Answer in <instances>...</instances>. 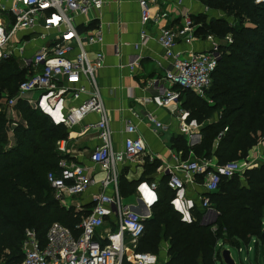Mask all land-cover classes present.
I'll return each instance as SVG.
<instances>
[{
  "label": "trees",
  "instance_id": "obj_1",
  "mask_svg": "<svg viewBox=\"0 0 264 264\" xmlns=\"http://www.w3.org/2000/svg\"><path fill=\"white\" fill-rule=\"evenodd\" d=\"M202 2L213 10L220 9L224 17L211 18L208 23L202 20L197 32L212 33L216 41L229 34L231 43L218 46L219 57L206 90L212 105L188 90L180 91L179 99L184 95L190 100L187 120L202 124L216 112L218 119L201 127L196 145L186 146L181 136L170 142L181 160L191 152L199 159L214 157L221 166L245 160L248 150L264 139V3ZM28 72L14 58L0 61V264L21 261L25 231H32L40 244L53 223L77 236L79 230L74 227L88 214L62 207L46 182L48 172L57 174L58 160L66 159L55 148L58 140L66 139V129L52 125L20 100L13 109L21 122L14 128L8 123L6 100ZM145 167L144 175L153 172L152 167ZM165 181L160 182L161 192L150 206V217L142 222L144 230L136 241V253L153 255L159 261V244L166 242L163 264H216L221 253L216 244L238 248L247 246L252 237L259 240L264 217V162L229 179L221 178L216 191L206 194L217 215L210 225L200 224L202 210L196 205L189 210L190 221H183L169 204L173 192ZM136 183L118 178L120 196L130 195Z\"/></svg>",
  "mask_w": 264,
  "mask_h": 264
},
{
  "label": "built area",
  "instance_id": "obj_2",
  "mask_svg": "<svg viewBox=\"0 0 264 264\" xmlns=\"http://www.w3.org/2000/svg\"><path fill=\"white\" fill-rule=\"evenodd\" d=\"M153 1L137 0L141 25L148 21L156 23L164 18V14L151 15L149 4ZM103 2L104 0H6L7 5L0 6V61L14 58L29 70L17 85L14 95L6 100L10 127L18 125L19 121L13 116V107L19 100L39 112L54 126L70 128L79 124L88 114H94L96 121L87 128L97 132L98 144L89 153L88 160L108 174L102 181L96 182L82 166L66 159L58 160L57 174L50 171L45 178L59 204L65 195L81 194L97 184L100 192L91 196L90 211L74 227L79 230L77 236L62 225L53 223L45 232L43 244H40L32 231H25L21 246L22 259L17 264H119L124 256L125 242L131 243L133 247L144 230L143 218L119 205L114 168L144 154L145 147L139 137H131L135 130L132 125L127 124L125 132L129 137L123 140L121 149H113L107 116L96 83V73L102 68L103 55L100 51H90L92 46L102 43V33L100 26H90L86 17L92 12H99ZM259 3H264V0H254V4ZM77 18H84V21L77 23ZM194 30L195 26L188 17L174 31L165 27L159 30L156 42L162 48L163 58L169 62V68L150 81L156 95L148 101L156 107L175 105L182 90L203 98L210 86L211 74L219 57L220 41L208 36L210 49L204 53L182 56L174 51L178 41L186 45L194 41ZM22 32H26L30 40H42L39 48L27 58L22 55L23 46H13L11 43L12 38ZM141 38H144L143 34ZM222 40L224 45L231 43L228 35ZM149 118L155 127L160 126ZM188 125L195 126V122L192 120ZM56 151L64 154L62 142L57 145ZM242 167L244 164L241 161L217 166L203 180L204 192L214 193L221 178H231ZM207 168L205 161H176L166 186L173 192L169 204L179 214H186L194 205L191 200L184 198L181 176L203 174ZM107 187L111 188V195L103 193ZM137 189L152 196L149 204L145 205L150 207L156 200L154 186L141 183ZM198 200V208L202 211L211 208L206 196ZM112 206L116 209L118 228L103 237L105 243H101L102 237L96 236V231L110 216ZM181 219L184 221L182 216ZM189 221L190 218L185 222ZM250 240L260 242L255 237ZM126 260L132 264H156L155 256L150 254H131Z\"/></svg>",
  "mask_w": 264,
  "mask_h": 264
},
{
  "label": "crops",
  "instance_id": "obj_3",
  "mask_svg": "<svg viewBox=\"0 0 264 264\" xmlns=\"http://www.w3.org/2000/svg\"><path fill=\"white\" fill-rule=\"evenodd\" d=\"M1 5H7L6 0H0ZM149 10L152 16L155 14H164L165 16L157 20L156 23L148 21L141 25L137 0H104L99 12H92L86 17L89 25L92 27L99 25L102 33V43L99 46H92L90 51H100L103 55L102 68L96 73V83L107 116L112 147L114 150L121 149L123 140L129 137L125 132L127 124L132 125L135 130L131 137H139L145 147L144 154L114 168V175L117 180L123 178L127 182H137L130 195L122 197L118 193L119 205L121 208L134 212L132 207H138L139 201L143 205L149 204L152 196L145 195L139 190L140 188L137 189L138 184L141 183L154 186L153 193L156 198L155 201H157L161 192L160 182L163 178L167 181L176 161H205L208 168L203 174L188 177L181 176L184 186V198L191 200L198 207V199L206 196L202 188L203 180L207 179L209 172L218 166L216 160L214 157L200 160L195 158L191 152H189L187 159L181 160L180 154L172 148L170 141L172 138L181 136L188 147L198 144L201 127L217 120L218 113H214L212 118L202 124H197L193 119L187 120V106L190 100L184 95L175 105L156 107L148 101L156 95L155 89L150 86V81L158 78L163 71L169 68V62L163 58V50L156 42V37L161 28L165 27L174 31L181 26L183 19L188 17L195 26V34L200 29L202 20L203 23H208L211 18H223L224 16L220 11L207 7L202 0H154L149 4ZM82 21H84V18H77L76 20L77 23ZM21 34L23 37L18 44L23 46L24 52L22 55L27 58L39 48L42 40H30L26 32ZM142 34L144 38H141ZM227 35L230 36L229 34L225 36ZM207 37L205 35L202 39L201 34L197 32L194 41L190 45L178 41L174 51L182 56L204 53L210 49V42ZM211 37L213 38V36ZM25 50L26 52L29 51L27 55H25ZM199 99L204 100L209 106L212 105L209 98ZM149 117L160 126L155 127ZM192 120L195 122V126L188 125ZM95 121L96 116L88 114L77 125L70 128L61 126L66 129L67 137L58 140L55 143V148L62 142L64 154H59L62 157L66 156L68 162L82 166L89 176L96 182H100L108 174L92 165L88 160L89 153L98 144L97 132L92 128H87V126L93 125ZM146 165L153 168V172L148 175H144ZM145 173L147 172L145 171ZM143 176L145 179L140 180ZM98 192H100V188L97 184L81 194L75 196L65 195L60 205L65 209L73 208L75 211H86L88 213L92 206L90 198ZM103 193L111 195V188H105ZM66 198L69 199L67 202ZM110 209V216L104 220V224L96 231V236L102 237L101 243H105L103 237L115 232L118 228L116 209L114 206ZM180 215L184 221L190 218L189 210L186 214ZM147 216L150 217V207H148ZM216 217V213L211 208L205 209L202 211L200 224H213ZM260 227L261 232H264V217ZM250 243L258 244L254 240H250L245 247L246 252L250 250ZM167 249L166 242L159 244L160 260L157 261L156 259V264L165 262ZM228 249L229 247L216 244V250L220 252L223 250L228 251ZM123 252L124 256L121 262L125 261L129 264L132 263L126 259L130 258L131 254H139L135 252L132 244L127 241ZM228 255L230 258L229 251ZM216 264H223L221 257Z\"/></svg>",
  "mask_w": 264,
  "mask_h": 264
},
{
  "label": "rangeland",
  "instance_id": "obj_4",
  "mask_svg": "<svg viewBox=\"0 0 264 264\" xmlns=\"http://www.w3.org/2000/svg\"><path fill=\"white\" fill-rule=\"evenodd\" d=\"M218 10L220 11V9H218ZM193 35H194V39H195V34H193ZM204 35L212 36L213 34L206 32ZM204 35H201L202 39H203ZM22 37H23L22 34L14 36V38H12V40H11L12 45L13 46H20V44H18V43L22 39ZM223 38H224V36L220 39L221 44H223V40H222ZM23 52H24V50H23ZM25 52H26V50H25ZM28 53H29V51L26 52L25 55H27ZM17 63L19 64L20 68H24L23 65L21 64V61H17ZM27 74L28 73H26L24 75V77ZM213 80H214V78H213ZM207 96H208V94L206 92L204 95V98L207 99L208 98ZM32 97L34 98L35 95ZM13 114H14L13 116H16L17 120L19 122H21L22 119H21V117L19 118V116L17 115V112L14 111ZM262 149H264V139H259L257 142V145L248 150L246 159L240 160L244 164V167H242V169L240 170V172L238 174H240L244 168L255 166V165H260L261 163L264 162V153H263ZM200 160H202V159H200ZM68 200L69 199L66 198V202ZM245 247L246 246L239 245L238 248H229L228 249L229 254H230V258L233 261V264H264V247L262 246V244L260 242H258V244H256V245L250 243L249 244L250 250L248 252L245 251ZM133 248H134V250L136 249V242L133 243Z\"/></svg>",
  "mask_w": 264,
  "mask_h": 264
},
{
  "label": "water",
  "instance_id": "obj_5",
  "mask_svg": "<svg viewBox=\"0 0 264 264\" xmlns=\"http://www.w3.org/2000/svg\"><path fill=\"white\" fill-rule=\"evenodd\" d=\"M132 210L143 218L142 222L148 219V216H147L148 208L145 205H143L140 201L138 202V207L136 208L132 207ZM259 240L261 244L264 245V232L260 233ZM220 257H221V261L223 262V264H233L229 258L228 251L223 250L220 254Z\"/></svg>",
  "mask_w": 264,
  "mask_h": 264
}]
</instances>
